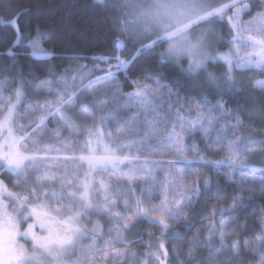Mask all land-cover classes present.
<instances>
[{
  "label": "snow or ice",
  "instance_id": "6c2138e0",
  "mask_svg": "<svg viewBox=\"0 0 264 264\" xmlns=\"http://www.w3.org/2000/svg\"><path fill=\"white\" fill-rule=\"evenodd\" d=\"M90 7L108 24V47L58 57L55 32L22 19L28 10L14 0H0L7 30L0 39L11 41L0 50L9 61L0 64V264H173V257L175 264H264V204L243 194L259 182L264 199V167L249 163L264 153V139L244 134L245 118L264 116V79L245 83L233 74L264 72V0H157L143 20L117 16L119 0ZM192 14L209 26L195 39L179 19L174 30L150 33L152 19ZM217 24L230 33L228 51L214 49ZM22 42L39 61L27 72L16 51ZM164 43L156 63L178 70L179 91L137 66ZM65 59L94 67L64 66ZM220 62L225 73L209 70ZM237 175L238 188H220L219 177L236 183ZM249 208L257 226L246 216L241 223ZM143 224L159 235L148 231L145 239L137 232ZM185 240L186 248L169 250L170 241ZM201 240L207 256L197 255ZM134 243L144 251H130Z\"/></svg>",
  "mask_w": 264,
  "mask_h": 264
},
{
  "label": "trees",
  "instance_id": "16d2710c",
  "mask_svg": "<svg viewBox=\"0 0 264 264\" xmlns=\"http://www.w3.org/2000/svg\"><path fill=\"white\" fill-rule=\"evenodd\" d=\"M16 4L27 9V15L22 19H30L32 25L40 24L42 29H50L57 34L60 38L58 41V57L59 56H68V57H88L93 53L104 50L108 47L109 40L111 39L108 35H106L108 24L100 19L95 14V10L90 7L93 0H14ZM119 16L118 13H116ZM6 29L0 28V37H3L6 34ZM10 39L3 40L0 39V50L8 47L10 43ZM45 48H51V43H46L44 45ZM167 47V43H164L161 47L155 50V59H147L141 58L137 62V66L142 65L145 69H153L154 72L160 73V82L161 83H169L173 85L174 91H179L185 87V82L183 78L180 77L179 72L176 68L165 65L160 67L156 60H158V54L161 51H164ZM19 54V64L25 66V71L27 72L28 66L32 63H39V61H32L26 55L29 52V49L25 47V42H22L21 45L16 49ZM127 55V53H125ZM9 63L5 58H0V64ZM55 63L60 64L61 60L58 58ZM63 65H75L76 63L80 64H88L89 67H94L91 60L86 59H65L63 60ZM184 66H187V61H184ZM104 67V65H101ZM212 67L209 66V70L211 71ZM87 70V69H86ZM218 73V69L216 70ZM252 78V82L257 79L263 78L258 75H252L251 71H247ZM3 76H0V79H3ZM156 77L154 76V79ZM249 80L244 81L248 83ZM130 89L126 88L125 91ZM181 95H184V92L181 91ZM256 95L259 96L260 92L257 91ZM234 101L229 102V107L232 106ZM247 107V105H245ZM245 135L252 134L254 135V131L262 134L259 135L258 139H264V116L259 114H253L250 118H245ZM115 128V125L112 126ZM257 135V134H255ZM258 136V135H257ZM256 146V149L261 147L260 144L250 145L251 148ZM264 153L257 152L255 153L249 163L254 164L257 168L264 167ZM228 171V170H225ZM211 174L215 177V172L212 171ZM248 175H259V173L249 171ZM240 177L237 175L236 183H228L226 179L221 176L219 177L218 183L220 188L222 189H233L239 187ZM217 181L214 179V186ZM260 183L251 184L244 189L245 197H253V201L256 205L264 204V199L261 198L260 195ZM231 203V199L228 201ZM245 203H248L245 200ZM199 205H197V209ZM252 209L249 208L248 212L241 215V223L244 222L245 216L247 217V223L250 227L257 226L255 224V220L251 216ZM174 223V222H173ZM199 228V219L197 220L196 225L193 227V233ZM179 231L181 234L184 233V229H175ZM154 231L159 235V229H152L148 225L143 224L138 229V234L147 238V232ZM255 234H253L254 237ZM188 240H191V234L188 236ZM188 240L185 241H170L168 243L169 250L173 248L184 249L187 247ZM131 250H140L144 251V245L140 243H134L130 247ZM211 252L214 254L215 249H212ZM197 255L207 256L209 252L204 248V241L201 240L198 246ZM181 259H187V257H180ZM247 254H244L239 259H247ZM139 259H143V257H139ZM176 257H173V264H175Z\"/></svg>",
  "mask_w": 264,
  "mask_h": 264
},
{
  "label": "rangeland",
  "instance_id": "374dc122",
  "mask_svg": "<svg viewBox=\"0 0 264 264\" xmlns=\"http://www.w3.org/2000/svg\"><path fill=\"white\" fill-rule=\"evenodd\" d=\"M119 3L121 4V9H120V12H118V14L119 15L123 14L125 18L129 20H136L138 18L143 20L145 13L153 12L157 8V0H119ZM248 18H249L248 16H244L245 20H247ZM177 19H179L182 22V24H187L190 26V35L192 36L193 39L197 38L204 29L209 27L206 24L197 25L195 14L186 15L184 17H179V18L177 17L170 18L167 16H161L158 20L152 19L149 22L150 23V29H149L150 33L162 35L164 25H169L170 30H174L175 27L177 26ZM139 27L142 28L143 23H141ZM215 28H216V39H219L220 43L214 44V49L220 52L228 51L229 48L231 47V45L227 43V41L231 39L230 33L227 31V28L222 25L217 24ZM167 47H168V44H167ZM248 50L249 49L242 48V52L248 51ZM210 66L212 67L211 71L216 72V70L218 69V73L216 72L217 74H223L227 71V65L224 64L223 62H220L219 65H210ZM247 71H251L252 75H256L258 73L260 76L263 77L261 79H264V72H260L259 70H256V69H245V70L234 69L233 74L238 80L246 81V80H249L250 78L249 77L250 75H248L249 73H247ZM4 95L7 96L8 93H4ZM255 134H257L258 136ZM67 135L68 133L65 132L64 136H67ZM254 135L257 138H259V135H262V134L258 133L257 131H254ZM253 148H256V146H254ZM33 175H35V173ZM30 222L31 221H29V223ZM26 227H27V224L24 225V228ZM22 230L23 229H21V231ZM20 243H24V241L20 240ZM28 246H30V244Z\"/></svg>",
  "mask_w": 264,
  "mask_h": 264
}]
</instances>
